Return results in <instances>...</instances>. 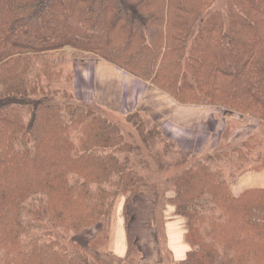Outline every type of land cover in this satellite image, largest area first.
<instances>
[{
  "label": "trees",
  "instance_id": "1",
  "mask_svg": "<svg viewBox=\"0 0 264 264\" xmlns=\"http://www.w3.org/2000/svg\"><path fill=\"white\" fill-rule=\"evenodd\" d=\"M65 51L178 105L224 107L256 123L237 146L178 159L172 184L190 249L181 264H264V189L236 197L218 167L264 170V0H0V264H131L130 244L122 257L101 251L116 198L125 212L146 190V164L131 160L143 152L127 135L170 151L137 114L122 128L67 102L49 61ZM87 230L93 237L81 241Z\"/></svg>",
  "mask_w": 264,
  "mask_h": 264
},
{
  "label": "rangeland",
  "instance_id": "2",
  "mask_svg": "<svg viewBox=\"0 0 264 264\" xmlns=\"http://www.w3.org/2000/svg\"><path fill=\"white\" fill-rule=\"evenodd\" d=\"M88 58L87 55L72 54L69 51L49 56V61L54 67L53 71L57 73L61 70L62 80L64 78L66 81L65 89L69 93L67 102L84 107H94L110 123L120 125L122 128L123 125L126 128H131L124 121L137 114L142 120L150 122L148 128L157 126L162 131V136L167 140L164 143L170 148L168 154H165L161 151L163 145L147 147L140 134L131 129V134L129 133L127 138L130 142L135 141L136 145H140L143 152L140 159L132 155L131 160L136 164L141 162V166L146 164L145 168L138 171L140 176L145 178L146 185L143 189L146 190L138 191L137 197L132 199L133 202L126 207L125 212L124 198L121 196L116 198L107 225L108 229H106V235L102 240L101 251L106 257L112 256L113 249H122L125 242L126 247L130 244L132 249L131 264H175L167 247L165 225L167 221L177 222L183 233H186V221L178 215L177 211L175 201L177 194L174 191L172 180L181 170V166L174 165V163L181 157H187L186 160L189 161L205 158L207 154L217 152L222 147L221 144L237 146L246 139L256 123H243L233 116L244 119L247 115H235L236 113H232L224 107L213 106L215 109L222 110L221 114L216 115L217 118L214 117L216 119L223 117V119H219L221 123L217 122L218 125H216L212 121V115L204 110H208V107L178 105L166 94L151 87L132 90L128 96L118 80L104 78L99 83L98 78L93 75L92 63L88 62ZM108 68L109 74L114 75V69ZM223 72L226 73V70L223 69ZM66 78L68 79L66 80ZM117 87L119 92L118 97L115 98L116 94L114 96L113 94ZM98 92L100 99L102 96L104 100L101 99L104 102L103 105L99 103ZM127 96L128 99L123 103V99ZM133 99L132 110L122 113L127 102ZM118 101L122 105L115 108ZM202 111H206L207 117L203 116L204 113L202 115ZM151 149L152 151H150ZM156 151L162 152L161 162L153 156ZM230 162V164H227L226 161L219 162L218 167L222 169L226 177L229 175L227 181L232 187V192L233 188L235 189V183L241 176L259 171L255 169L257 164L251 163L240 168L235 160H230ZM146 212L147 214H145ZM150 214L153 218L145 223ZM93 234L92 231H84L79 239L88 241L93 237ZM143 257L145 258L143 259Z\"/></svg>",
  "mask_w": 264,
  "mask_h": 264
},
{
  "label": "crops",
  "instance_id": "3",
  "mask_svg": "<svg viewBox=\"0 0 264 264\" xmlns=\"http://www.w3.org/2000/svg\"><path fill=\"white\" fill-rule=\"evenodd\" d=\"M92 71H93V75H95L96 78H98L97 81H99V83L104 79V78H113L115 80H118L120 82V86H122V89H125V83L128 81V76L129 74L125 73L124 71L117 69L116 67H114L113 65L101 60V59H97V58H93L92 59ZM108 67H112L114 69V75L111 76L109 68ZM94 84L96 85V83L94 82ZM149 91V89H148ZM118 87L116 89V91L114 92L113 96L116 94L115 98L118 97ZM98 96H99V103L100 104H104V101L102 99H100V93L98 92ZM107 106V103H105ZM120 104L119 101L118 103H116L115 108H119ZM207 111V109H204ZM201 111V110H200ZM206 111H202V115L204 113L203 116H206ZM207 117V116H206ZM235 189L233 188V191L235 193L236 196H239L241 192L249 190V189H264V170L260 171V172H251V173H247L243 176H241L237 182L234 185ZM147 214V212L145 213ZM153 216L152 214H150L149 216H147V220L145 221V223L152 219ZM165 233L167 236V241H168V250L171 254V257L173 259V262L175 264H181L185 257L187 252L189 251V247L186 245V243L183 240V230L179 227V224L177 222H169L167 221L166 225H165ZM124 247L122 249L117 248V250L113 249V255H116L118 257H122L124 256L125 250H126V244L125 242L123 243ZM145 257H143L144 259Z\"/></svg>",
  "mask_w": 264,
  "mask_h": 264
},
{
  "label": "built area",
  "instance_id": "4",
  "mask_svg": "<svg viewBox=\"0 0 264 264\" xmlns=\"http://www.w3.org/2000/svg\"><path fill=\"white\" fill-rule=\"evenodd\" d=\"M240 120L243 121V122H248L249 121L248 118H244V119H240Z\"/></svg>",
  "mask_w": 264,
  "mask_h": 264
}]
</instances>
